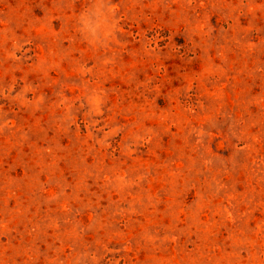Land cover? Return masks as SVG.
<instances>
[{
    "label": "rangeland",
    "instance_id": "374dc122",
    "mask_svg": "<svg viewBox=\"0 0 264 264\" xmlns=\"http://www.w3.org/2000/svg\"><path fill=\"white\" fill-rule=\"evenodd\" d=\"M0 264H264V0H0Z\"/></svg>",
    "mask_w": 264,
    "mask_h": 264
}]
</instances>
